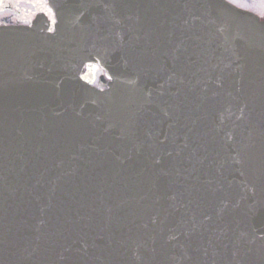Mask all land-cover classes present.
I'll list each match as a JSON object with an SVG mask.
<instances>
[{
    "label": "water",
    "instance_id": "obj_1",
    "mask_svg": "<svg viewBox=\"0 0 264 264\" xmlns=\"http://www.w3.org/2000/svg\"><path fill=\"white\" fill-rule=\"evenodd\" d=\"M48 2L0 26V264H264V20Z\"/></svg>",
    "mask_w": 264,
    "mask_h": 264
},
{
    "label": "flooded vegetation",
    "instance_id": "obj_2",
    "mask_svg": "<svg viewBox=\"0 0 264 264\" xmlns=\"http://www.w3.org/2000/svg\"><path fill=\"white\" fill-rule=\"evenodd\" d=\"M228 1L264 20V0ZM38 16L47 17L50 20L49 30H54L55 14L48 0H0V26L32 25Z\"/></svg>",
    "mask_w": 264,
    "mask_h": 264
},
{
    "label": "rangeland",
    "instance_id": "obj_3",
    "mask_svg": "<svg viewBox=\"0 0 264 264\" xmlns=\"http://www.w3.org/2000/svg\"><path fill=\"white\" fill-rule=\"evenodd\" d=\"M102 70L96 65H87L85 72L83 73V78L90 82L91 84L97 83Z\"/></svg>",
    "mask_w": 264,
    "mask_h": 264
}]
</instances>
